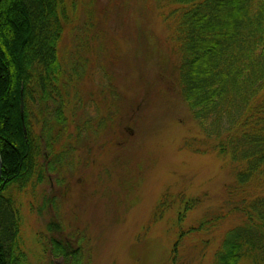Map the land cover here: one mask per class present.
<instances>
[{"label":"rangeland","instance_id":"374dc122","mask_svg":"<svg viewBox=\"0 0 264 264\" xmlns=\"http://www.w3.org/2000/svg\"><path fill=\"white\" fill-rule=\"evenodd\" d=\"M77 4L60 44L65 62L82 69L64 108L60 149L71 150L70 165L22 197L24 251L29 264H64L47 247L59 227L85 237L92 264H169L177 215L152 222L161 195L200 198L185 220L192 225L225 203L234 173L218 153L202 152L207 141L181 98L168 0ZM229 224L187 240L182 263L213 264Z\"/></svg>","mask_w":264,"mask_h":264},{"label":"trees","instance_id":"16d2710c","mask_svg":"<svg viewBox=\"0 0 264 264\" xmlns=\"http://www.w3.org/2000/svg\"><path fill=\"white\" fill-rule=\"evenodd\" d=\"M77 3L0 0V264H29L22 197L70 165L71 150L60 149L68 129L64 108L82 69L65 62L60 44ZM163 15L179 56L181 98L208 144L202 152L218 153L234 173L225 203L192 225L185 220L200 198L161 195L152 222L177 215L169 264H183L187 240L229 223L213 264H264V0H168ZM57 230L47 246L55 257L92 264L84 236Z\"/></svg>","mask_w":264,"mask_h":264},{"label":"water","instance_id":"95a60500","mask_svg":"<svg viewBox=\"0 0 264 264\" xmlns=\"http://www.w3.org/2000/svg\"><path fill=\"white\" fill-rule=\"evenodd\" d=\"M1 171H2V160H1V155H0V177H1Z\"/></svg>","mask_w":264,"mask_h":264}]
</instances>
